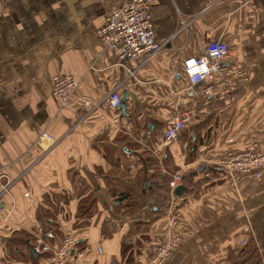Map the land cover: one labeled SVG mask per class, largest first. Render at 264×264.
I'll return each mask as SVG.
<instances>
[{"label": "crops", "instance_id": "crops-1", "mask_svg": "<svg viewBox=\"0 0 264 264\" xmlns=\"http://www.w3.org/2000/svg\"><path fill=\"white\" fill-rule=\"evenodd\" d=\"M125 1L0 0V172L12 182L10 195L1 199L8 219L0 220V264H29L10 249L13 231L30 234L61 223L71 232L78 222L80 264H121L120 245L128 233L132 242L148 235L138 258L148 264L171 211L179 215L185 241L165 264H228L229 253L240 254L249 244L264 264V178L196 172L229 153H264V0H158L151 22L165 48L145 63L120 66L97 32ZM214 40L228 45L224 67L232 73L217 94L204 97L201 85L191 86L179 72L186 58L203 54ZM56 75L79 80L63 109L52 96ZM112 91L122 97L127 92L130 117L107 106ZM190 106L195 111L187 134L163 147L157 171L192 177L181 184V198L169 193L162 219L150 222L155 182L139 149L155 145L135 136L137 127L165 126ZM43 133L56 141L48 151L38 144ZM161 134L154 130L157 139ZM188 134L197 137L194 154ZM138 178L145 188H138ZM84 195L95 198L97 212L77 220ZM141 196L147 204L130 213Z\"/></svg>", "mask_w": 264, "mask_h": 264}, {"label": "built area", "instance_id": "built-area-1", "mask_svg": "<svg viewBox=\"0 0 264 264\" xmlns=\"http://www.w3.org/2000/svg\"><path fill=\"white\" fill-rule=\"evenodd\" d=\"M158 0H127L105 19L104 25L97 32L103 48L122 66L126 61L145 63L155 58L165 48L167 42L156 40L151 22V9ZM184 25V23L182 22ZM230 57V50L222 41H210L205 52L198 56L186 58L182 62V73L191 86L201 85L200 93L204 97L218 93L224 78L232 71L225 68L224 63ZM128 71V77L134 71ZM223 82V83H222ZM79 87V80L69 75H56L52 79V96L57 101L59 109L68 106L71 98ZM122 101L119 92L112 91L106 99L107 106L118 110ZM86 111L92 110L89 102H84ZM195 108L182 110L174 115L162 135L161 142L149 150L157 159L162 158L161 148L171 144L185 129ZM38 144H46L45 151L55 146L56 141L46 133L39 137ZM217 169L229 176L234 174L250 175L256 180L264 178V153L247 148L236 153H229L215 163ZM182 176L176 173L169 181L168 187L172 195L174 189L181 185ZM11 180L5 172H0V220L6 222L8 217L2 214L3 196L10 195ZM25 198L29 193H24ZM179 215L170 212L166 221V236L156 249L150 264H165L170 254L182 243L183 237L178 230ZM32 249L37 254L50 253L55 264H80L83 252H75L72 248L75 238L67 232L61 240L51 230L37 229L30 233ZM238 245L244 246V242Z\"/></svg>", "mask_w": 264, "mask_h": 264}, {"label": "trees", "instance_id": "trees-1", "mask_svg": "<svg viewBox=\"0 0 264 264\" xmlns=\"http://www.w3.org/2000/svg\"><path fill=\"white\" fill-rule=\"evenodd\" d=\"M179 73H180L181 77L183 79H185L181 69H180ZM170 122H171V120H169V122H167V124L165 126H163L162 123H158V122L153 123V125L156 126L155 129H157L159 132L162 131L161 137H162L164 131L166 130V128L168 127ZM190 122H191V119L187 123L185 129L179 134V136L188 131ZM137 129H138V132L135 134V136H137L138 138H142L141 141L144 142L146 145H150V143H151V144L157 146L161 142L162 138L157 139L156 136H154V130L155 129L151 131L150 135H147L148 125L146 123L143 124L142 126L137 127ZM186 137L188 139L187 140L188 146L190 147V149L193 150L192 153L194 154L197 150V145H196L197 144V137H191V135H189V134ZM145 140H148V141H145ZM155 146H153V147H155ZM163 147L161 148V151H162V159L161 160L157 159L152 153H150L146 149H139L140 153L143 156H145V158H146V167L149 170L153 171L152 176L150 177V180H153L155 182V183H151V187H150V189L153 190L151 192V194L155 197V198H152V202H151L152 205L149 208V211L151 210V212H150L151 214H148V217H147L150 222H155L156 220L162 219L161 217L163 216L164 212H162L161 209L165 208V206L167 205V203L170 200V197H169L170 190H169L168 184H169V181L171 180V177L166 176V175H160L159 172L157 171L158 168H160L162 166V162H163L164 157H165ZM200 170H202L201 173L208 172L210 174H216L217 172H219V170L217 169L216 166L209 167V166L202 165L198 169H196V172H198ZM139 172H140V170L138 171V169H137V173H139ZM136 175L138 176V174H136ZM191 177H192V173H189V175H185L184 177L182 176L181 184L182 183L186 184L188 182V180H190ZM225 177H228V176H225ZM138 179H139L138 188L140 186L141 187L143 186V188H145V185H144L145 181L141 178H138ZM257 181H261V180H257ZM221 182L222 181H219V182H217V184H221ZM139 199H140V201L141 200L142 201L141 202L139 201L138 203H133L130 206L131 207L130 213H132V212L136 213V212L141 211L143 209V207L147 204V202L143 199L142 196H141V198L139 197ZM163 210H165V209H163ZM96 212H97L96 200H95V198H93V196L84 195V196L80 197V200H79V203L77 206V210L75 213V216H76L75 218L77 220L91 219L96 214ZM181 226H182L181 220L179 219L178 230H179V233L183 237V241L170 254L169 258L172 256V254L180 246H182V244L185 241L184 232L182 231ZM76 227L77 228L80 227L79 222L75 223L73 228L71 229V233H72L73 237L75 238V241L73 242V245H72V247H73L72 249L75 252H83L84 250L81 248L82 243H81V241H78L76 236H75L77 234V232L74 231L76 229ZM46 230H51L56 235L58 240H61L63 238V236L68 232V230L65 229V226H63L61 223L59 225H57V227L53 226L52 228H48ZM165 236H166V225L164 222V229H163V232L161 235V239L157 244H155L154 250L151 251L147 255L146 263L150 264V261L154 255L156 249L164 241ZM148 239H149L148 235L142 234V235L138 236L134 242H132V240H133L132 236L129 233L127 235H125V237L122 240V243L120 245V251H119V254L121 257V264H140V261L138 258L142 257L141 242L142 241H148ZM31 242H32L31 235L28 234L27 232L22 231V230L21 231H17V230L13 231L11 233L9 239H8L9 246L12 247L10 249L17 250V253L21 254L22 259H25V262H28L29 264H55L54 258L52 256V254H50V253L38 254L39 258L35 259L30 254V248H29L28 243H31ZM228 264H262V259H261L259 252L257 251V249L253 245L249 244L245 248V250L240 254H236L235 251L229 253Z\"/></svg>", "mask_w": 264, "mask_h": 264}, {"label": "water", "instance_id": "water-1", "mask_svg": "<svg viewBox=\"0 0 264 264\" xmlns=\"http://www.w3.org/2000/svg\"><path fill=\"white\" fill-rule=\"evenodd\" d=\"M128 96H127V92L125 91L123 93V97H122V101L120 106L118 107V110L120 111L121 117H130L127 112H126V102H127ZM153 128L155 129V125H153L152 123L148 124V130H147V135H150L151 131L153 130ZM202 170H200L201 172ZM186 191L185 186L183 185H179L178 187H176L172 193V195L176 198H181L184 194V192ZM29 248H30V254L35 258L38 259V254L32 249V245L31 243H28Z\"/></svg>", "mask_w": 264, "mask_h": 264}]
</instances>
